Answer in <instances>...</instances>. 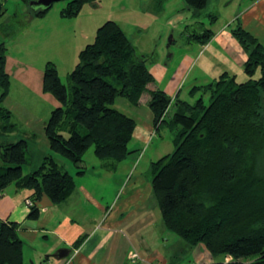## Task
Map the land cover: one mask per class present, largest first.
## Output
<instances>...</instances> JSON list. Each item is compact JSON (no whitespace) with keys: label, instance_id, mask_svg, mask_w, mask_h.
Returning <instances> with one entry per match:
<instances>
[{"label":"trees","instance_id":"1","mask_svg":"<svg viewBox=\"0 0 264 264\" xmlns=\"http://www.w3.org/2000/svg\"><path fill=\"white\" fill-rule=\"evenodd\" d=\"M95 1L70 0L61 15L76 17L85 3ZM209 1L184 0L196 17L203 15ZM50 9L32 8L31 13L41 17ZM208 16L218 19L215 14ZM211 34L206 29L190 37L205 43ZM232 34L248 55L244 63L248 79L240 82L235 74L224 72L192 89L191 96L201 92L194 103L178 98L177 109L170 115L166 110L172 99L153 86L156 80L149 68L150 55L138 54L121 25L107 20L97 29L95 40L80 51L67 84L53 62L46 64L44 90L60 106L52 111L45 131L51 149L78 168L92 146L99 159L119 163L132 152L129 145L137 122L113 105L120 97L133 105L146 101L157 132L166 126L176 130L172 139L175 149L150 167L154 196L166 228L190 247L203 244L214 257L223 256L222 261L210 264H264V174L259 167L264 148V41L240 23L232 28ZM6 65L7 47L2 43L0 119L10 123L11 111L3 105L11 89ZM258 71L261 76L256 78ZM28 149L25 139L0 143V193L11 184L32 190L35 203L29 218L37 219L43 193L53 203H60L74 192L77 183L53 155L45 156L38 168L24 174ZM0 264H25L18 224L1 217Z\"/></svg>","mask_w":264,"mask_h":264},{"label":"crops","instance_id":"2","mask_svg":"<svg viewBox=\"0 0 264 264\" xmlns=\"http://www.w3.org/2000/svg\"><path fill=\"white\" fill-rule=\"evenodd\" d=\"M96 2H92L94 6H98ZM165 2L172 1L164 0V4ZM241 2L242 0H237L235 3L240 10L232 16V21H235L233 25L229 22L218 25L215 22L208 28L212 34L205 43L196 39L189 40L191 50H185L181 54L175 67H172L170 60L174 54H171L167 60L156 54L154 50L142 54H152L149 68L156 80L153 86L163 89L173 100L169 114L173 106L175 110L177 109L176 100L178 98L185 100L188 94L191 96L192 89L196 85L217 79L224 72L235 74L237 78L239 72L246 75L244 63L248 55L233 36L232 28L240 23L259 40L264 41V0H248L243 5ZM160 7L164 8V5ZM185 19V12L177 11L166 18V24L179 27ZM25 33V36L29 37L27 32ZM48 36L56 37V34ZM137 40L141 44L142 39L139 37ZM48 62L53 61L41 60V58L36 61L25 60L22 53L20 56L7 54L6 70L11 77V88L16 84L18 86L16 90L22 99L14 95L10 89L3 104L11 111L10 123L3 122L0 128L3 129L4 134H7L6 136L9 134V137L16 138V141L25 139L28 142H35L36 145L43 144L45 150L41 155L44 157L53 155L58 159L52 153L54 151L50 147L45 131L52 111L60 106V102L44 90V71ZM195 70L198 72L196 73ZM188 80L190 86L186 92L184 87ZM115 108L133 117L137 126L131 141L132 146L129 145L132 152L124 161L112 163L101 159V163L94 168L99 178L108 175L114 177L116 174L123 175L128 172L126 174L129 178L128 182L124 180L117 183L115 193L110 198H106L105 193L98 194L97 189L100 185L94 183L91 188L83 182L76 181L77 187L67 199L52 206H40L39 217L31 219L30 208L26 206L25 200L32 197V190L21 189L11 184L1 194L0 217L18 224L20 236L24 241V254L25 249L30 248L31 264H210L215 262V257L210 255V251L203 244L199 247H190L188 244L180 243V246L173 247L169 243V235L158 203L153 198L151 168L149 177L138 169L146 151L142 145L150 144L154 136L159 133L154 128V115L149 105L146 101L140 105L122 101L121 108L116 103ZM11 119L14 121L11 122ZM8 124L13 126L9 127ZM7 141L9 140L3 143ZM120 191H122L121 195ZM80 239L83 241L76 246L75 243ZM63 248L69 249L68 256L57 257L56 254ZM134 250L139 251L146 261L138 263L134 261L132 258Z\"/></svg>","mask_w":264,"mask_h":264},{"label":"rangeland","instance_id":"3","mask_svg":"<svg viewBox=\"0 0 264 264\" xmlns=\"http://www.w3.org/2000/svg\"><path fill=\"white\" fill-rule=\"evenodd\" d=\"M33 1L35 0H30L29 3L24 0H0V44L3 43L7 47V54L11 53L20 56L22 53L25 60L51 59L54 64L56 63L59 76L65 84L68 83V74L79 63L80 50L95 40L97 28L107 20H115L121 25L136 46L138 54L142 55L145 52L154 50L156 54L166 60L171 54H174L170 60H172V67H175V63L178 62L181 54L185 50H191V42L189 43V40H193V38L189 35L195 32L202 33L215 22L218 25L228 22L233 25L235 21H232V16L240 10V7L235 4L237 0H210L208 6L203 11V15L196 17L194 9L189 8L184 0H171L172 2H165V4L164 0H96L97 2H95L98 3V6L87 2L83 5L78 17L67 18L62 17L61 11L70 0H61L55 2L45 15L34 17L31 13V9L34 6L31 4ZM247 1L242 0V5ZM161 5H164V8L160 7ZM177 11L185 12V21L179 27L166 24V18ZM208 14H215L218 16V19L213 21ZM137 25L140 26L137 27ZM25 32H27L29 37L25 36ZM54 33L56 37L48 36ZM139 37L142 39L141 44L137 40ZM170 42L171 45H169ZM150 57H152V54ZM195 72L197 73L198 71L195 70ZM238 74L240 82L248 79L247 75H242L240 72ZM260 76L261 71H258L255 77L259 78ZM189 86L190 82L188 80L184 91L187 92ZM17 87L14 84V88H11L12 93L22 99L16 90ZM200 95L201 92L194 96L188 94L185 100L194 103ZM209 100V95H206L205 102L207 104H209ZM122 101L130 103L124 97L118 98L115 103L121 108ZM172 102L168 106L167 112L170 111ZM113 106L115 107V104ZM174 112L175 106L171 108L170 115H173ZM13 121L14 119H11V122ZM3 122L5 120L1 118L0 124H4ZM175 132L176 130L173 131L167 126L163 127L154 136L150 144L147 146L142 145V148H146V151L138 169L145 172V176H150V162L159 159L175 149L172 141ZM6 135L3 129L0 128V143H3L5 140H9L7 142L17 140L12 136L9 137V134L8 136ZM29 144L27 152L29 162L24 165V174L38 168L44 157L41 155V152L45 150L43 144L36 145L33 141L29 142ZM130 145L132 146V143ZM158 151L161 152L158 153ZM52 153L58 157L57 161L61 169L74 176L77 183L83 182L91 188L94 183L100 185L97 192L99 195L105 193L106 198H110L115 193L118 186L117 183L124 180L127 183L129 180L126 177L128 172L123 175L121 173L116 174L114 177L108 175L99 178L94 168L102 160L95 155L93 146L85 154L82 168H78L68 158L55 152ZM259 167H261L264 174V148L259 154ZM80 170L84 171V173H78ZM102 188L105 190H102ZM153 198L157 203L154 195ZM166 231L169 235V243L173 247L180 246V243L187 245L186 241L180 236L168 229ZM199 245L197 246L199 247ZM24 255L25 264H31L29 260L31 255L30 248L25 249ZM210 255H212L211 252ZM132 258L137 263L146 261V258L142 257L137 250H134ZM224 259L228 262L231 261V257L228 256H225ZM215 260L216 262L222 261L223 256H216Z\"/></svg>","mask_w":264,"mask_h":264},{"label":"water","instance_id":"4","mask_svg":"<svg viewBox=\"0 0 264 264\" xmlns=\"http://www.w3.org/2000/svg\"><path fill=\"white\" fill-rule=\"evenodd\" d=\"M61 0H35L31 4L34 5L33 8H41V9H48L53 6L55 2H58ZM171 45V42L169 43ZM54 203L52 200L49 198V196L46 193H43L42 200L38 203L39 206L42 207H47V206H52ZM69 254V249L68 248H63L58 251L56 254L57 257L59 258H65Z\"/></svg>","mask_w":264,"mask_h":264},{"label":"built area","instance_id":"5","mask_svg":"<svg viewBox=\"0 0 264 264\" xmlns=\"http://www.w3.org/2000/svg\"><path fill=\"white\" fill-rule=\"evenodd\" d=\"M0 196H1V193H0ZM34 201L31 199V198H27L26 200H25V204H26V206H28L29 208H31L33 205H34Z\"/></svg>","mask_w":264,"mask_h":264}]
</instances>
